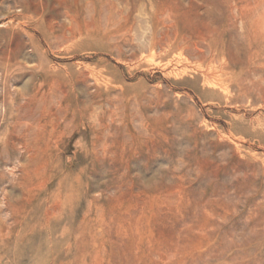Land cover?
<instances>
[{"label":"rangeland","instance_id":"obj_1","mask_svg":"<svg viewBox=\"0 0 264 264\" xmlns=\"http://www.w3.org/2000/svg\"><path fill=\"white\" fill-rule=\"evenodd\" d=\"M0 264H264V0H0Z\"/></svg>","mask_w":264,"mask_h":264},{"label":"bare ground","instance_id":"obj_2","mask_svg":"<svg viewBox=\"0 0 264 264\" xmlns=\"http://www.w3.org/2000/svg\"><path fill=\"white\" fill-rule=\"evenodd\" d=\"M66 5V4H65ZM66 11V10H65ZM68 11V10H67ZM215 58V57H214Z\"/></svg>","mask_w":264,"mask_h":264}]
</instances>
